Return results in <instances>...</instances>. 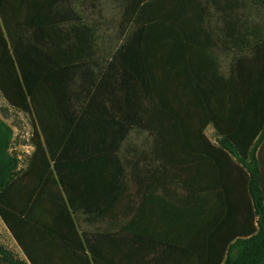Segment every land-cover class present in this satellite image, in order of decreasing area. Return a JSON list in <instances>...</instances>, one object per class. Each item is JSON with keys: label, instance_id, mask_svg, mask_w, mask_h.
<instances>
[{"label": "trees", "instance_id": "trees-1", "mask_svg": "<svg viewBox=\"0 0 264 264\" xmlns=\"http://www.w3.org/2000/svg\"><path fill=\"white\" fill-rule=\"evenodd\" d=\"M103 1L0 0V92L31 118L34 148L15 174L0 120V218L24 255L0 245L3 263L118 264L132 183L190 200L228 162L249 230L222 264H264V0H114L123 41L100 65L86 13ZM132 131L148 144L124 152Z\"/></svg>", "mask_w": 264, "mask_h": 264}, {"label": "crops", "instance_id": "crops-1", "mask_svg": "<svg viewBox=\"0 0 264 264\" xmlns=\"http://www.w3.org/2000/svg\"><path fill=\"white\" fill-rule=\"evenodd\" d=\"M219 173L208 190L198 184L190 200L179 186L157 184L151 177L132 183L129 200L117 202L127 215L123 222L132 225L128 235L117 237V263L222 264L235 239L248 235L249 223L239 172L224 162ZM146 174L151 176L148 169ZM12 243L24 257L0 218V245L10 252Z\"/></svg>", "mask_w": 264, "mask_h": 264}, {"label": "rangeland", "instance_id": "rangeland-1", "mask_svg": "<svg viewBox=\"0 0 264 264\" xmlns=\"http://www.w3.org/2000/svg\"><path fill=\"white\" fill-rule=\"evenodd\" d=\"M86 15L88 22L95 26L97 61L100 65H103L111 58L123 41L121 34V25L123 24L122 6L114 0H104L99 11H89ZM219 64L221 72L225 76L228 75L230 57L225 54L220 55ZM0 120L11 130L12 134L7 151L16 160L15 174H21L26 171L30 157L34 151L31 143L33 133L32 120L28 115L11 107L1 92ZM204 134L210 143L217 145L220 137L211 125L206 127ZM147 144L148 135L146 133L132 131L122 144V151L125 152L129 148L142 149ZM87 227L82 225V229H87ZM8 247L10 254L15 259H23L15 244L12 243ZM3 259L7 260V256H0V264H5L2 261Z\"/></svg>", "mask_w": 264, "mask_h": 264}]
</instances>
